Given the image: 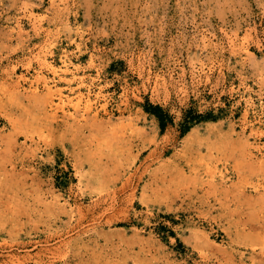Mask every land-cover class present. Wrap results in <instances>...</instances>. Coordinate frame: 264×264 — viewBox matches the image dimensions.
I'll list each match as a JSON object with an SVG mask.
<instances>
[{
	"label": "rangeland",
	"instance_id": "1",
	"mask_svg": "<svg viewBox=\"0 0 264 264\" xmlns=\"http://www.w3.org/2000/svg\"><path fill=\"white\" fill-rule=\"evenodd\" d=\"M0 264H264V0H0Z\"/></svg>",
	"mask_w": 264,
	"mask_h": 264
},
{
	"label": "trees",
	"instance_id": "2",
	"mask_svg": "<svg viewBox=\"0 0 264 264\" xmlns=\"http://www.w3.org/2000/svg\"><path fill=\"white\" fill-rule=\"evenodd\" d=\"M146 110L158 118L162 129H165L169 122L172 120L170 114L159 104L154 105L152 103H149V105L146 107ZM194 118L195 117L193 115L186 114L182 123V133H185L189 129L188 123Z\"/></svg>",
	"mask_w": 264,
	"mask_h": 264
},
{
	"label": "bare ground",
	"instance_id": "3",
	"mask_svg": "<svg viewBox=\"0 0 264 264\" xmlns=\"http://www.w3.org/2000/svg\"><path fill=\"white\" fill-rule=\"evenodd\" d=\"M90 107H91V104H90V102H88V103L86 104V108H90ZM134 175H135V174H134ZM127 181H128V180H127ZM131 183H132V182H131ZM131 183H130V184H131ZM131 186H132V185H131ZM132 187H133V186H132ZM121 189H122V188H121ZM122 190H123V189H122ZM123 191H124V190H123ZM98 202H99V201H98ZM106 207H107V206H106ZM106 207H105V208H106ZM107 208H108V207H107ZM113 209H114V208H113ZM110 211H111V210H110ZM107 212H108V211H107ZM111 212H112V211H111ZM111 212H110V213H111ZM114 213H115V212H114ZM121 213H122V212H121ZM107 215H109V214H107ZM118 215H119V214H118ZM109 216H110V215H109ZM114 216H116V213H115ZM110 217H111V216H110ZM96 218H97V217H96ZM118 218H120V217H118ZM103 219H104V218H103ZM103 219H102V220H103ZM105 219H106V216H105ZM97 221H98V220H97ZM109 222H110V221H109Z\"/></svg>",
	"mask_w": 264,
	"mask_h": 264
}]
</instances>
